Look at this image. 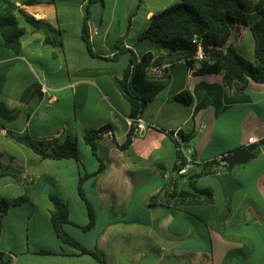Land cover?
Wrapping results in <instances>:
<instances>
[{"label": "crops", "instance_id": "1", "mask_svg": "<svg viewBox=\"0 0 264 264\" xmlns=\"http://www.w3.org/2000/svg\"><path fill=\"white\" fill-rule=\"evenodd\" d=\"M106 1L0 0L17 6L25 30L18 54L0 35V250L8 264H101L58 238L51 197L69 206L75 225H65L68 233L107 264H264V144L245 164H222L264 141V82L226 85L222 73L169 63L164 88L141 115L147 127L125 146L136 123L116 80L133 59L163 52L142 38L149 24L134 26L135 6ZM258 2L251 0L253 17ZM229 44L256 63L249 26H239ZM182 93L191 103L176 99ZM104 126L111 134L94 154L85 133ZM9 131L35 142H76L80 162L42 158ZM179 145L196 162L183 175L175 169ZM82 177L95 217L88 231L80 228L90 222ZM20 197L27 201L8 205Z\"/></svg>", "mask_w": 264, "mask_h": 264}, {"label": "trees", "instance_id": "2", "mask_svg": "<svg viewBox=\"0 0 264 264\" xmlns=\"http://www.w3.org/2000/svg\"><path fill=\"white\" fill-rule=\"evenodd\" d=\"M100 0H91L96 2ZM38 0H23L22 4L31 6ZM253 17L244 0H179L178 3L167 7L161 12L155 13L149 20V25L142 38L158 46L162 54L152 52L142 55L141 60L133 59L132 64L122 79H117L118 89L127 99L131 107V118L142 115L144 109L164 88L159 82L149 81L146 76L147 69L153 60L156 64L173 63L177 60H185L188 67L196 64L195 56L197 47L192 44V39L198 37L203 44L204 54L207 60L201 63L197 74H223L224 82L230 85L232 81L241 83L253 81L264 82V1L258 2ZM17 6L12 3L0 4V35L4 45L15 53L21 50V40L25 34L16 15ZM21 12V10H20ZM239 26H249L255 38L256 63L245 59L237 49L229 44L238 31ZM84 38L88 40L87 23L84 24ZM176 99L184 103H191L192 98L187 93L176 96ZM111 132L109 126L98 130H90L85 133L84 139L91 147L94 154L97 153L98 143L102 137ZM135 130L128 136L127 145L131 143ZM11 138L20 144L31 148L35 153L45 159L62 160L73 158L80 162V150L76 142L64 143L35 142L28 135H17L8 132ZM191 136L184 137L185 139ZM253 144L249 149L257 154L259 146ZM178 156L180 154L178 153ZM105 165L102 163L95 175L103 172ZM176 167V166H175ZM92 176V175H91ZM86 177H89L86 176ZM86 177H82L79 187L80 195L86 201L90 213V222L81 229L88 231L95 225V217L92 208L85 199L82 183ZM201 193V192H200ZM176 194H181L177 193ZM174 195V194H173ZM53 209L51 220L58 238L81 254L90 255L101 264H107L100 254L84 247L65 229L66 224H72L69 217V206L66 202L51 197ZM27 201L25 197L16 199L8 205H19ZM5 213L3 205L0 206V234L2 229V217ZM75 225V224H72ZM43 254H53L43 251ZM0 264H8L5 254L0 250Z\"/></svg>", "mask_w": 264, "mask_h": 264}, {"label": "built area", "instance_id": "3", "mask_svg": "<svg viewBox=\"0 0 264 264\" xmlns=\"http://www.w3.org/2000/svg\"><path fill=\"white\" fill-rule=\"evenodd\" d=\"M192 44L197 47V53L195 56L196 64L194 67L191 68V70L193 72H196L198 69L201 68V63L207 60V57L204 54V47L202 41L198 37L192 39ZM169 75H170L169 63L160 65L154 63V60L146 72V76L149 81L159 82V83L165 80ZM52 101L53 100L51 99L50 102ZM133 121L136 123V130H135L136 133L143 131L147 127V124L145 120L142 118V116L133 119ZM107 134H111V132H107ZM178 150L180 156H178L177 158L175 169L177 170L178 174L181 175L187 174L190 171V169L196 166V162L186 157V151L182 147V145H179ZM222 164H226V162L223 160ZM173 191H174L173 185L168 186V190H166V192L173 193Z\"/></svg>", "mask_w": 264, "mask_h": 264}, {"label": "rangeland", "instance_id": "4", "mask_svg": "<svg viewBox=\"0 0 264 264\" xmlns=\"http://www.w3.org/2000/svg\"><path fill=\"white\" fill-rule=\"evenodd\" d=\"M258 1L259 0H256V2ZM178 2L179 0H121L117 6H135L134 15L136 22L134 23V26L140 27L142 24H144L147 27V25L149 24V22L147 21V14L149 11L158 13ZM244 2L247 5L248 10L252 11L251 9L253 7L251 4V0H244ZM106 6H114V1L107 0ZM117 13L118 17L121 18V14L124 13V11ZM83 162L84 164H87L89 162L86 155H83Z\"/></svg>", "mask_w": 264, "mask_h": 264}, {"label": "water", "instance_id": "5", "mask_svg": "<svg viewBox=\"0 0 264 264\" xmlns=\"http://www.w3.org/2000/svg\"><path fill=\"white\" fill-rule=\"evenodd\" d=\"M253 157L254 153L250 149L242 148L224 158V161L229 165V167H233L237 164H245L249 162Z\"/></svg>", "mask_w": 264, "mask_h": 264}]
</instances>
